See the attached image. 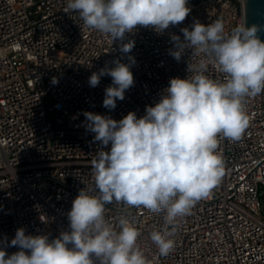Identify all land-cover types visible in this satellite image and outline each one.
<instances>
[{"label": "built area", "instance_id": "1", "mask_svg": "<svg viewBox=\"0 0 264 264\" xmlns=\"http://www.w3.org/2000/svg\"><path fill=\"white\" fill-rule=\"evenodd\" d=\"M66 2L0 0V248L7 255L20 250L9 246L19 228L50 240L70 231L72 202L92 184L91 160L101 148L110 151L86 130L84 112L117 121L129 112L142 117L171 78L190 75L191 50L179 62L169 54L173 34L183 40L182 28L218 18L226 33L244 25L243 0H188L191 11L179 25L162 34L137 26L122 42H112L66 12ZM129 40L135 46L122 53L121 43ZM117 59L130 64L134 85L110 110L103 100L112 78L101 77L96 87L88 80ZM208 75L223 79L212 67ZM246 109L249 127L242 139L220 140V183L175 228L144 208L106 205L114 224L121 215L135 223L138 246L150 264H264V92L247 98ZM165 229L174 231L175 246L161 256L150 233Z\"/></svg>", "mask_w": 264, "mask_h": 264}, {"label": "clouds", "instance_id": "2", "mask_svg": "<svg viewBox=\"0 0 264 264\" xmlns=\"http://www.w3.org/2000/svg\"><path fill=\"white\" fill-rule=\"evenodd\" d=\"M187 4L188 0H67L66 12L112 42H122L137 26L162 34L170 25H179L191 11ZM181 32L183 40L171 36L174 48L169 54L179 62L191 50L190 75L171 78L160 101L147 106L145 115L137 118L129 112L117 121L83 113L86 130L95 133L94 141L110 145V151L101 148L93 156L92 184L79 191L67 214L70 231L50 240L19 228L9 246L20 250L7 255L0 248V264H150L138 246L135 223L121 215L114 224L105 215L106 205L144 208L175 228L178 218L190 215L220 183L225 173L220 140L242 139L249 127L246 99L264 92V26L240 25L226 33L218 18L208 25L196 21L191 30L185 27ZM134 46L129 40L121 43L120 51L130 53ZM113 64L88 80L96 87L101 77L112 78L103 100L110 110L134 85L130 64L119 59ZM210 67L223 79L211 78ZM57 82L53 78L52 83ZM173 235L167 229L150 233L161 256L174 249Z\"/></svg>", "mask_w": 264, "mask_h": 264}, {"label": "water", "instance_id": "3", "mask_svg": "<svg viewBox=\"0 0 264 264\" xmlns=\"http://www.w3.org/2000/svg\"><path fill=\"white\" fill-rule=\"evenodd\" d=\"M244 25L253 24L264 26V0H243ZM264 40V33L260 34Z\"/></svg>", "mask_w": 264, "mask_h": 264}]
</instances>
